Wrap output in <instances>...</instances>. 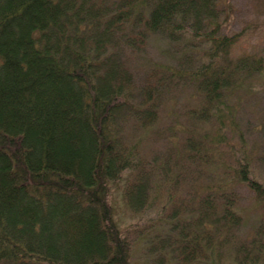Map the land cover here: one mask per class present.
<instances>
[{"label":"trees","instance_id":"16d2710c","mask_svg":"<svg viewBox=\"0 0 264 264\" xmlns=\"http://www.w3.org/2000/svg\"><path fill=\"white\" fill-rule=\"evenodd\" d=\"M228 1L0 0V264H131L110 202L112 186L139 167L123 146L125 119L155 122L161 87L181 76L204 95L191 116L220 122L233 95L264 76L263 55L232 53L242 34L225 32ZM158 33L179 47L177 70L152 69L138 82L126 52ZM247 163L236 177L264 204V183ZM146 185L124 190L136 211L147 209ZM214 201L203 197L189 218L170 216L151 247L161 250L156 264L220 257L242 215L230 195ZM251 246L236 248L237 264H259L264 247Z\"/></svg>","mask_w":264,"mask_h":264},{"label":"rangeland","instance_id":"374dc122","mask_svg":"<svg viewBox=\"0 0 264 264\" xmlns=\"http://www.w3.org/2000/svg\"><path fill=\"white\" fill-rule=\"evenodd\" d=\"M228 2L231 18L225 32L242 34L232 50L233 55L256 52L264 56V0ZM178 57L179 47L159 33L149 36L142 50L126 52L128 65L138 82H144L149 71L161 67L168 70L167 77H172L177 70L174 68H177ZM254 77L248 80L252 87L233 95L229 106L222 111L220 122L213 118L196 120L191 116L193 110L202 107L204 95L192 81L181 76L171 78L161 87L153 104L155 122L144 126L133 112L125 119L123 146L132 150L139 167L136 171L127 170L112 186L110 202L122 235L132 243L131 264H156L161 253L158 249L151 251L158 242L156 232L166 225L170 228L171 215L189 218L199 200L206 196L213 198L214 203H221L230 195L233 208L242 219L231 237L221 240L220 257L198 264H232L239 245H248L250 249L251 244L257 242L264 247V204L235 174L238 162H248L250 172L264 183V76L262 79L258 75ZM133 101H136L132 108L135 111L141 106L137 102L141 98ZM201 136L205 137V142L199 152ZM141 181L148 184L147 209L136 211L124 190ZM254 252L257 251L254 249ZM262 254L259 264H264V252ZM175 258L173 255L169 264H179Z\"/></svg>","mask_w":264,"mask_h":264}]
</instances>
